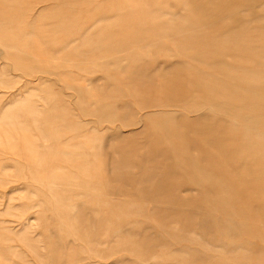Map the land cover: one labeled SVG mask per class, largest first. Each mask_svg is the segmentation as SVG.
Segmentation results:
<instances>
[{"label": "rangeland", "instance_id": "obj_1", "mask_svg": "<svg viewBox=\"0 0 264 264\" xmlns=\"http://www.w3.org/2000/svg\"><path fill=\"white\" fill-rule=\"evenodd\" d=\"M1 8L0 264H264V0Z\"/></svg>", "mask_w": 264, "mask_h": 264}, {"label": "bare ground", "instance_id": "obj_2", "mask_svg": "<svg viewBox=\"0 0 264 264\" xmlns=\"http://www.w3.org/2000/svg\"><path fill=\"white\" fill-rule=\"evenodd\" d=\"M176 23H177V22H176ZM207 77H208V76H207ZM246 77H247V76H246ZM15 78H16V77H15ZM184 79H185V78H184ZM193 80H194V79H193ZM193 80H192V81H193ZM179 81H180V80H179ZM192 81H190V82H192ZM123 84H124V83H123ZM187 84H188V83H187ZM192 85H193V84H192ZM196 85H197V84H196ZM164 88H165V87H164ZM164 88H163V89H164ZM168 88H169V87H168ZM186 88H187V87H186ZM241 88H242V87H241ZM169 89H170V88H169ZM146 92H147V91H146ZM179 92H180V91H179ZM40 94H41V93H40ZM42 94H43V93H42ZM40 96H41V95H40ZM46 96H47V95H46ZM188 97H189V96H188ZM189 98H191V97H189ZM189 98H188V100H189ZM76 99H77V98H76ZM188 102H189V101H188ZM202 102L205 103V101H202ZM209 102H210V101H209ZM179 103H180V102H179ZM200 103H201V102H200ZM202 104H203V103H202ZM137 111H138V110H137ZM171 111H172V110H171ZM163 112H165V111H163ZM167 112H170V111H167ZM81 114H82V113H81ZM138 116H139V115H138ZM216 117H217V116H216ZM216 117H215V118L213 117V118H210V119H213V120L215 119L216 121H218V120L216 119ZM263 117H264V116H263ZM217 118H218V117H217ZM213 120H212V123L214 122ZM249 120H251V119H249ZM219 121L222 122L221 120H219ZM252 122H253V121H252ZM255 122H256V121H255ZM257 122H258V121H257ZM257 122H256V123H257ZM210 123H211V122L209 121V125L212 126L213 124H210ZM259 123L262 125V123H264V122H262V123H261V122H258V124H259ZM214 124H215V123H214ZM216 124H217V123H216ZM260 124H259V125H260ZM254 125H255V124H254ZM215 126H216V125H213L212 128H215ZM209 128H210V127H209ZM137 129H138V128H137ZM216 129H217V127H216ZM220 129H222V128H220ZM220 129H218V130H220ZM130 131H131V130H130ZM206 132H208V131H206ZM208 133H210V132H208ZM204 134H205V132H204ZM209 142H210V141H209ZM239 145H240V144H239ZM238 149H239V148H238ZM33 150H34V149H33ZM32 153H33V152H32ZM237 165H238V164H237ZM199 173H200L201 175H203V172H202V171H200ZM183 178H184V177H183ZM245 195H246V194H245ZM225 202H227V200H226ZM192 220H193V219H192ZM202 221H203V220H202ZM206 221H207V220H206ZM252 234H253V233H252ZM107 241H108V240H107ZM123 252H124V251H123ZM246 258H247V257H246ZM249 258H250V257H249ZM248 263H249V262H248ZM245 264H247V263H245Z\"/></svg>", "mask_w": 264, "mask_h": 264}, {"label": "crops", "instance_id": "obj_3", "mask_svg": "<svg viewBox=\"0 0 264 264\" xmlns=\"http://www.w3.org/2000/svg\"><path fill=\"white\" fill-rule=\"evenodd\" d=\"M0 11H3V8L0 9ZM3 18V15H0V20Z\"/></svg>", "mask_w": 264, "mask_h": 264}]
</instances>
